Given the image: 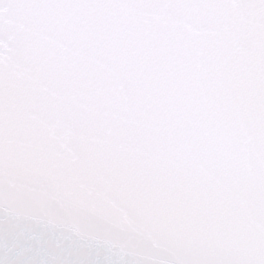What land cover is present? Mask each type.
Segmentation results:
<instances>
[{"label": "water", "instance_id": "95a60500", "mask_svg": "<svg viewBox=\"0 0 264 264\" xmlns=\"http://www.w3.org/2000/svg\"><path fill=\"white\" fill-rule=\"evenodd\" d=\"M226 3L211 31L158 44L123 0H0V175L25 177L9 210L58 226L120 187L183 220L190 194L201 222L228 224L264 167V0Z\"/></svg>", "mask_w": 264, "mask_h": 264}, {"label": "clouds", "instance_id": "9594fccd", "mask_svg": "<svg viewBox=\"0 0 264 264\" xmlns=\"http://www.w3.org/2000/svg\"><path fill=\"white\" fill-rule=\"evenodd\" d=\"M123 6L130 28L164 44L211 31L229 5L226 0H123ZM48 7L49 0H41L42 11ZM4 70L7 74V63ZM258 134L264 158V127ZM23 182L16 173L0 175L5 219L0 264H247L253 250L264 251V167L258 190L242 194L230 222L221 227L162 215L126 188L95 189L73 214L74 222L88 229L86 237L73 231L74 222L63 212L57 213L63 220L58 226L11 212L10 184Z\"/></svg>", "mask_w": 264, "mask_h": 264}, {"label": "snow or ice", "instance_id": "6c2138e0", "mask_svg": "<svg viewBox=\"0 0 264 264\" xmlns=\"http://www.w3.org/2000/svg\"><path fill=\"white\" fill-rule=\"evenodd\" d=\"M162 195H169L170 190L168 188H161ZM183 200L188 203V207L182 209L184 213L189 217L190 220L197 221L200 220V215L192 202V196L190 194H185ZM247 264H264V251H257L250 255Z\"/></svg>", "mask_w": 264, "mask_h": 264}]
</instances>
